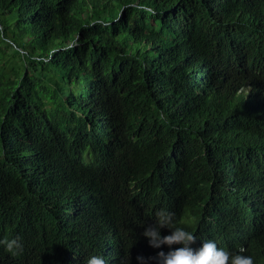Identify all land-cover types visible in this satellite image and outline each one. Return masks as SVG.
Returning <instances> with one entry per match:
<instances>
[{
	"label": "trees",
	"instance_id": "16d2710c",
	"mask_svg": "<svg viewBox=\"0 0 264 264\" xmlns=\"http://www.w3.org/2000/svg\"><path fill=\"white\" fill-rule=\"evenodd\" d=\"M128 3L0 0V264H140L161 209L264 264V0Z\"/></svg>",
	"mask_w": 264,
	"mask_h": 264
},
{
	"label": "clouds",
	"instance_id": "9594fccd",
	"mask_svg": "<svg viewBox=\"0 0 264 264\" xmlns=\"http://www.w3.org/2000/svg\"><path fill=\"white\" fill-rule=\"evenodd\" d=\"M126 7L138 6L137 0H129ZM141 10L156 14L154 8L146 4H139ZM169 228L168 234H162L163 228ZM143 235L149 238V244L161 249L155 256L144 257L138 255L140 264H149L155 260L157 264H255V258L247 254L246 247L241 244L235 250L228 249L220 240L210 236L198 237L193 231L176 226V215L174 212L161 209L155 213L154 222L148 224ZM198 240V247L195 242ZM0 245L13 256H18L24 251V243L19 235L8 238H0ZM162 245H167L164 251ZM173 245H179L173 247ZM86 264H108L103 255H91ZM122 264H130L129 256Z\"/></svg>",
	"mask_w": 264,
	"mask_h": 264
},
{
	"label": "rangeland",
	"instance_id": "374dc122",
	"mask_svg": "<svg viewBox=\"0 0 264 264\" xmlns=\"http://www.w3.org/2000/svg\"><path fill=\"white\" fill-rule=\"evenodd\" d=\"M12 43L13 45L6 47L7 55L11 54L14 56L12 61L9 63H11L13 69L23 71L24 64L22 59V49L25 47V45L18 39Z\"/></svg>",
	"mask_w": 264,
	"mask_h": 264
}]
</instances>
